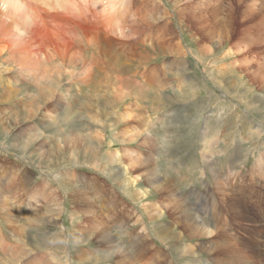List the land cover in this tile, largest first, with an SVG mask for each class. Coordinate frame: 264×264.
I'll return each mask as SVG.
<instances>
[{"label": "rangeland", "instance_id": "obj_1", "mask_svg": "<svg viewBox=\"0 0 264 264\" xmlns=\"http://www.w3.org/2000/svg\"><path fill=\"white\" fill-rule=\"evenodd\" d=\"M1 191L0 264H264V0H0Z\"/></svg>", "mask_w": 264, "mask_h": 264}, {"label": "bare ground", "instance_id": "obj_2", "mask_svg": "<svg viewBox=\"0 0 264 264\" xmlns=\"http://www.w3.org/2000/svg\"><path fill=\"white\" fill-rule=\"evenodd\" d=\"M14 7V6H13ZM15 9H16V7H14ZM82 10H84L85 12H88V13H90L89 12V10H87V9H82ZM98 11H97V13L96 14H100V13H103V11H101V10H99V9H97ZM68 10L67 9H65V12H67ZM61 17V16H60ZM113 70V69H112ZM116 155H114V157H113V159L114 158H116L115 157ZM142 192V191H141ZM3 206V205H2ZM32 220H35V218H33ZM31 225V224H30ZM200 227V226H199ZM208 230V229H207ZM103 235V234H102ZM106 235V234H105ZM104 236V235H103ZM107 240V239H106ZM135 241V240H134ZM18 242H20V240H18ZM2 243H4V242H2ZM109 243V242H108ZM18 244V243H17ZM8 245H6L5 246V248L7 247ZM10 246L11 245H9L8 246V248H10ZM2 248V247H1ZM5 248H3L2 250H3V254H5V255H9V254H13V258H18V257H21V256H23V255H21L23 252H24V249L21 247V245L20 246H17L16 245V247H15V245L14 246H11V248H10V250L8 251V250H6ZM204 248V247H203ZM5 250V251H4ZM19 250H22L21 252L19 251ZM111 250V249H110ZM27 251V250H26ZM82 254H83V252H82ZM34 256V255H33ZM40 257V256H39ZM82 257V256H81ZM38 258V257H37ZM27 260H29L28 258H27ZM39 260H41V259H39ZM53 261V260H52ZM52 262L50 261V263L49 264H51ZM18 264V263H17Z\"/></svg>", "mask_w": 264, "mask_h": 264}, {"label": "crops", "instance_id": "obj_3", "mask_svg": "<svg viewBox=\"0 0 264 264\" xmlns=\"http://www.w3.org/2000/svg\"><path fill=\"white\" fill-rule=\"evenodd\" d=\"M101 77H103V76H101ZM136 82V81H135ZM80 83L81 84H83V83H85V84H87V82H85L84 80H80ZM139 87L141 88V90H144L143 88H145V84L144 83H141L140 85H139ZM143 87V88H142ZM146 89V88H145ZM2 195H4V192H0V200H2L3 199V196ZM166 214H165V216H164V213L162 214V209H161V215H160V220H159V223H160V226H161V228H162V226H163V224H166ZM150 219H148L146 216L144 217V222H146V221H149ZM156 224H157V222H156ZM146 228V227H145ZM92 229H93V226H91L90 228H89V233H93L94 231H92ZM3 230V229H2ZM2 230H0V234L2 235V233H1V231ZM108 230V229H107ZM108 231H111V230H108ZM161 231H162V229H161ZM3 232H5V233H8V231L7 230H3ZM164 232H166V231H164ZM163 232V233H164ZM163 233H161V237H162V234ZM102 234L103 235H105L106 233H104V232H102ZM124 234V233H123ZM12 241H18V239H16V240H12ZM8 243H11V242H8ZM13 243V242H12Z\"/></svg>", "mask_w": 264, "mask_h": 264}]
</instances>
